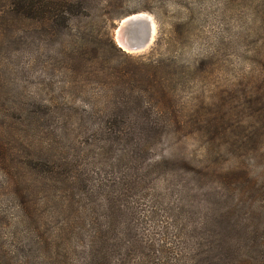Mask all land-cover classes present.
<instances>
[{
	"label": "rangeland",
	"instance_id": "obj_1",
	"mask_svg": "<svg viewBox=\"0 0 264 264\" xmlns=\"http://www.w3.org/2000/svg\"><path fill=\"white\" fill-rule=\"evenodd\" d=\"M0 264H264V0H0Z\"/></svg>",
	"mask_w": 264,
	"mask_h": 264
},
{
	"label": "water",
	"instance_id": "obj_2",
	"mask_svg": "<svg viewBox=\"0 0 264 264\" xmlns=\"http://www.w3.org/2000/svg\"><path fill=\"white\" fill-rule=\"evenodd\" d=\"M117 32H119L130 51H145L153 42L152 21L141 16L128 18L120 23L115 34L116 42H118Z\"/></svg>",
	"mask_w": 264,
	"mask_h": 264
},
{
	"label": "bare ground",
	"instance_id": "obj_3",
	"mask_svg": "<svg viewBox=\"0 0 264 264\" xmlns=\"http://www.w3.org/2000/svg\"><path fill=\"white\" fill-rule=\"evenodd\" d=\"M139 16H141V17H144V18H148V19H150L151 21H152V25H153V39H152V41H154V38H155V35H156V30H155V27H156V25H155V22H154V20H153V18L152 17H150L149 15H147V14H137V15H133V16H130V17H128V18H135V17H139ZM128 18H126V19H128ZM126 19H124L123 21H125ZM122 21V22H123ZM117 35H118V45L123 49V50H125L126 52H128V53H140V52H135V51H130L129 49H128V47H127V45H126V43H125V41L121 38V35L119 34V32H117ZM144 51V50H143ZM143 51H141V52H143Z\"/></svg>",
	"mask_w": 264,
	"mask_h": 264
},
{
	"label": "trees",
	"instance_id": "obj_4",
	"mask_svg": "<svg viewBox=\"0 0 264 264\" xmlns=\"http://www.w3.org/2000/svg\"><path fill=\"white\" fill-rule=\"evenodd\" d=\"M26 3H15V6L18 8L17 10L24 14H30L33 11H35L36 16H45L47 14V11H45L42 8L33 9L32 7H27L28 5H25Z\"/></svg>",
	"mask_w": 264,
	"mask_h": 264
}]
</instances>
